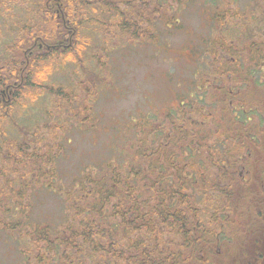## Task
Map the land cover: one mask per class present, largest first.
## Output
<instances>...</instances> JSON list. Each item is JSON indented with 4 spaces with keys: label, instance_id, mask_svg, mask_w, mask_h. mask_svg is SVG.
<instances>
[{
    "label": "trees",
    "instance_id": "trees-1",
    "mask_svg": "<svg viewBox=\"0 0 264 264\" xmlns=\"http://www.w3.org/2000/svg\"><path fill=\"white\" fill-rule=\"evenodd\" d=\"M31 1L0 0V10L4 7L3 3H10L4 7L3 13L17 10L21 14L24 9L23 26L9 38L14 47L28 48L24 52L21 76L15 62L8 59L10 46L6 48L3 43L5 48L0 50V65L5 64V76L16 81L13 95L0 102V233L4 235L12 253L14 260L11 264H195L197 258L191 253L208 250V241L224 240L220 228L214 232L208 231L197 212L202 209L201 204L206 202L208 205L212 197L224 200L226 187L217 186L216 183L225 173L227 175V170L222 167H229L226 161L221 164L211 162L212 169L217 173L216 179L210 177L208 182L194 177L204 162L197 150L208 148L209 137L205 135L202 124L194 123L184 113L201 115L199 106H194L193 102L197 100V104L203 105L202 91L192 92L187 98L190 103L182 102L180 108H171L172 111L165 113L169 131H163L160 125L162 118L151 113L150 116L146 113L139 119H130L123 128L115 131L122 132V137H118L119 148L109 149L113 153L118 152L121 158L119 165L115 166L114 161L97 164V167L90 165L89 170L81 171L79 188L74 189V194L63 193L54 185L53 181L59 177L57 161L64 151V147L61 149L64 143L57 141L56 130L61 128L50 122L55 113H60L64 122L71 127L88 128L90 125L86 124L89 120L88 108L78 103L82 97L76 94L81 99L73 104L75 98L71 99V96L74 94H66L70 86L66 88L54 77L61 76L70 65L75 67L74 62L81 61V65L77 63V66L81 68V74L87 76L86 81L98 76L101 82L100 71L95 70L98 69L97 48L103 52L104 43L107 42L101 43L106 33L101 30L102 26L94 23L97 21V11L104 15L105 5L113 11L115 36L118 38L127 37L123 31L137 37L139 30L149 38L151 21L146 17L140 19L138 8L131 6L133 1L143 2L144 7L147 2L153 5L154 8L150 10L152 14H148L150 17L159 13L158 8L162 5L175 4L177 8L171 15L159 18L169 28L173 23L177 24L176 17L188 0H36V6L30 5ZM214 2L215 6L209 7L214 8L211 23L218 28L229 24L230 19L244 18L228 5H222L221 0ZM119 3L126 5L127 11H134L133 23L123 21L125 17L129 20V16L124 11L118 12ZM226 33L233 36L238 34L234 44L227 45L218 37L209 45L208 55L212 58L218 53L231 58L233 65L236 62L242 64V54L235 49L243 41V33L239 28ZM93 36L92 50L87 45ZM253 49L258 50L259 54L254 62L250 61V71L260 67L258 73H261L264 71V44H252L251 51ZM77 50H88L89 64L72 57ZM220 65L215 64L214 70L219 72L216 66ZM225 74L220 73L221 76ZM219 79L214 75V81ZM241 79H244V74ZM245 81L249 82L248 79ZM92 82L95 83L93 89L95 87L97 91L98 82ZM80 85L83 91V84ZM86 90L95 94L92 89ZM34 107L42 114L39 115V123L34 124V120L27 124L13 121L12 118H19L23 113L34 110ZM229 115L231 121L228 130H223L219 125L215 129L221 132L216 138L220 145L226 141L231 144L223 158L232 152L240 160L244 150L245 156L250 155V161L253 159L252 149L264 141V114L252 107L244 112L232 110ZM251 122L255 125L253 130L249 127ZM7 127H12L15 136L6 134ZM182 151L188 159H193L187 161V169L181 167L178 158ZM234 178L231 175V182ZM262 181L261 193L264 194V178ZM39 188L57 190L58 195L66 196L64 202L68 207L59 224L28 219L30 205L28 207L25 198L29 190ZM189 189H192V194H189ZM231 203L227 202L226 206ZM244 209V213L252 218L253 209ZM231 234L235 236L236 232Z\"/></svg>",
    "mask_w": 264,
    "mask_h": 264
},
{
    "label": "rangeland",
    "instance_id": "rangeland-1",
    "mask_svg": "<svg viewBox=\"0 0 264 264\" xmlns=\"http://www.w3.org/2000/svg\"><path fill=\"white\" fill-rule=\"evenodd\" d=\"M36 3L37 1L33 0L30 5L36 6ZM214 3V0H188L187 4L182 5L176 17L177 24L173 23V27L168 28L166 22L159 18L166 14L171 15L177 8L175 4L162 5L158 8L160 12L150 17L148 14H152L150 10L154 8L153 5L147 2L144 7L143 2L133 1L131 6L138 8L137 14H140V19L146 17L151 21L148 30L150 31L149 38H146L141 30L137 31V37L129 31H123L125 36L136 40L115 36V18L113 21V11H110L107 5L104 6L106 9L104 15H100L97 11L95 14L97 21L94 23L102 26L101 30L106 33V36L102 35V42L100 38L98 42H107L104 43L103 52L97 48L98 69L95 70L100 71L98 74L101 76V82L98 81V76L86 81L87 76L81 74V68L77 66V63L81 65V61L74 62L75 67L70 65L71 67L62 72L61 76L54 77L66 88L70 86L66 89V94L70 96L74 94L71 96V99L75 98L73 104H76L82 97V101L78 103L83 108H88L89 120L86 124L90 125L88 128L85 126L71 127L64 122L63 115L60 113H55L51 118L50 122L61 128L56 130L57 141L64 143L61 145L64 151L57 161L60 169L59 177L53 182L55 187L63 193H73L76 191H74L75 188H79L78 181L81 180H79L81 171L89 170L90 165L97 167L95 166L97 164L114 161V165L118 166L121 160L118 152L113 153L109 149V147L116 148V146L117 149L119 148L118 143L122 132L114 133L115 131L123 128V125L130 122V119H139L146 113L160 116L162 130H168L166 125L169 121L164 119L165 113L172 111L171 108H180L179 105L182 102L190 103L187 98L188 95H192V92L202 91L201 94L205 100L203 105L197 104V100L193 102L194 106H199L197 110L201 112V115L184 113L194 123L202 124L205 135L209 137L208 148L197 150L204 162L194 177L198 176L209 182L210 177L216 179L217 175L211 167V162L221 164L222 161H226L229 165L226 168L221 166L227 170V175L225 173L224 177L216 183L217 186L226 187L223 191L224 200H215L212 197L213 199L208 200V205L206 202L202 203V209L197 212V216L208 231L214 232L220 228L223 232L224 240L208 241L206 243L208 250L203 251L210 253L211 264H264V194L261 193L264 178V141L256 147L254 143L255 148L251 151L253 159L250 161L246 160L244 150L243 154L239 153L242 154L240 160L232 152L223 158L230 150L231 144L230 141H226L220 145L216 138L221 132L218 133L215 130L219 126L223 130H228L231 121L229 113L232 110L244 112L246 109L255 107L258 112L261 111L264 114V71L258 73L260 67L250 71L252 67L249 64L250 61L254 62L259 54L258 50L251 51L252 44H264V0H221L222 5H228L236 10L240 17H244L243 19L242 17L241 19H230L229 24L226 23L222 28L211 23L214 8L209 9V7L215 6ZM3 5L7 7L10 3L5 2ZM92 5L96 6L94 3ZM4 7H1V13ZM117 8L118 12L124 11L126 16H129V20L127 17L123 20L126 24L135 21L136 14L133 10L127 11L126 5L121 4H117ZM18 12L13 10L0 13L2 15L0 16V50L4 48L3 43L6 44V48L10 46L8 47L10 49L8 59L19 58L16 57L18 56V51L15 50L17 45L12 47L10 39L14 31L21 29L23 26L21 23L25 20L24 9L21 14ZM142 22L144 23L143 20ZM142 22L141 25L145 28ZM237 28L244 36L243 41L235 49L242 54L240 58L242 64L236 62L233 65L231 58L222 57L218 53L211 58L207 53L211 42L220 37L227 45L234 44L238 34L233 36L226 32ZM130 29L133 30V27ZM220 34L222 36H219ZM94 38L95 36L89 39L87 45L92 50ZM80 47L83 48V45ZM86 51L77 50L72 57L82 59L85 64H89ZM218 63H221L220 66H216L219 72L214 70V65ZM246 71L250 72L246 74ZM74 72L79 75L77 76ZM221 72L226 74L221 76ZM242 74L249 82L241 79ZM214 75L220 79L214 81ZM92 81L98 82L97 91L95 87L93 89L95 83ZM80 84H83V91H81ZM86 89L94 90L95 94ZM76 94L81 97L77 98ZM201 94L199 95L202 96ZM36 108L23 113L19 118H12L13 121L24 124L34 120V124L39 123L41 111ZM249 127L252 130L255 129L252 122ZM11 128H6V134L13 137L15 135ZM210 135L215 137L212 138ZM178 158L181 160V167L185 166L186 169L187 161L193 160L188 159L183 151ZM242 167L247 174L243 172ZM94 172L96 173V170ZM231 175L235 176L232 182ZM244 176L247 178L243 183ZM57 193V190L51 191L43 188L29 190L25 198L28 207L30 205L27 212L28 219L33 222L48 220L54 224L63 221L60 218L66 215L68 204L64 202L66 196L63 198ZM192 193V189H189V194ZM230 201L232 203L226 206ZM244 208L253 209L252 218L244 213ZM233 232H236L235 236L231 234ZM228 252L230 255L223 257ZM240 258L243 260L241 263ZM13 260L4 235L0 233V264H11ZM187 264L194 263L187 262Z\"/></svg>",
    "mask_w": 264,
    "mask_h": 264
},
{
    "label": "flooded vegetation",
    "instance_id": "flooded-vegetation-1",
    "mask_svg": "<svg viewBox=\"0 0 264 264\" xmlns=\"http://www.w3.org/2000/svg\"><path fill=\"white\" fill-rule=\"evenodd\" d=\"M11 46L13 47L14 45H11ZM3 47H4V44H3ZM7 47H9V45ZM27 49L28 48H26V50ZM15 50L18 51V53H17L18 56H16V57H19V58L18 59L11 58L10 62H15V66L18 68V73L21 76L22 69H23L22 65H23V62H24L23 57H24V52L26 50H24L19 45H17V48ZM8 56H9V54H8ZM4 67H5V64L0 65V82L2 83L0 85V102H5L7 100V97H9V95H13V93L15 91L14 86L16 85V81L15 80L11 81L10 79H7V77L4 74V71H6ZM245 157H246V160H247L250 157V155L248 154ZM242 169H243V172H245V174H247V171L243 167H242ZM246 178H247V176H244L243 181H246ZM247 184H248V182L246 183V185ZM262 189L264 190V186H262ZM191 254L192 255L195 254V258L199 259V262H195V264H211L210 253L205 252L203 250H200L197 253L195 252V253H191ZM217 254H221V253H217ZM228 255H230L229 252L227 254L223 255V257L224 256H228ZM183 257H184V255H183ZM242 261H243L242 258H240V263Z\"/></svg>",
    "mask_w": 264,
    "mask_h": 264
}]
</instances>
